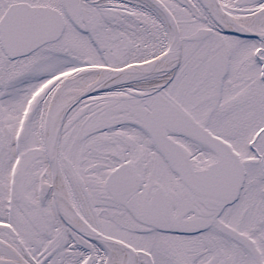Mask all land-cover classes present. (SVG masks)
<instances>
[{
	"label": "snow or ice",
	"instance_id": "1",
	"mask_svg": "<svg viewBox=\"0 0 264 264\" xmlns=\"http://www.w3.org/2000/svg\"><path fill=\"white\" fill-rule=\"evenodd\" d=\"M0 264H264V0H0Z\"/></svg>",
	"mask_w": 264,
	"mask_h": 264
}]
</instances>
